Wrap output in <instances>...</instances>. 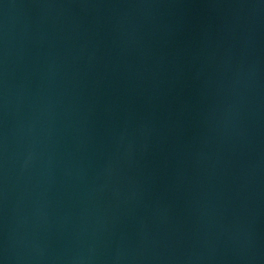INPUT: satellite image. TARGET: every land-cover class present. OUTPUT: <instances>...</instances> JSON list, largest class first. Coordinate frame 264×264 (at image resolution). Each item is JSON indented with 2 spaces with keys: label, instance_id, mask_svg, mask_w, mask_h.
Wrapping results in <instances>:
<instances>
[{
  "label": "water",
  "instance_id": "1",
  "mask_svg": "<svg viewBox=\"0 0 264 264\" xmlns=\"http://www.w3.org/2000/svg\"><path fill=\"white\" fill-rule=\"evenodd\" d=\"M0 264H264V0H0Z\"/></svg>",
  "mask_w": 264,
  "mask_h": 264
}]
</instances>
